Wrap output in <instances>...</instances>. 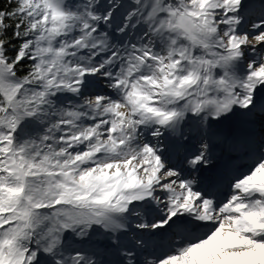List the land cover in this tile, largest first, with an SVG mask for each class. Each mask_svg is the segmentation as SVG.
<instances>
[{
    "label": "snow or ice",
    "instance_id": "snow-or-ice-1",
    "mask_svg": "<svg viewBox=\"0 0 264 264\" xmlns=\"http://www.w3.org/2000/svg\"><path fill=\"white\" fill-rule=\"evenodd\" d=\"M0 264H264V0H0Z\"/></svg>",
    "mask_w": 264,
    "mask_h": 264
}]
</instances>
